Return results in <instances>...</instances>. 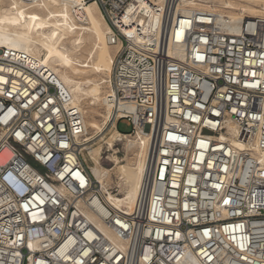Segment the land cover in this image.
Instances as JSON below:
<instances>
[{
    "label": "built area",
    "instance_id": "2783aa9c",
    "mask_svg": "<svg viewBox=\"0 0 264 264\" xmlns=\"http://www.w3.org/2000/svg\"><path fill=\"white\" fill-rule=\"evenodd\" d=\"M90 2L118 48L111 127L144 133L150 166L133 205L112 206L70 94L0 48V264H264V17Z\"/></svg>",
    "mask_w": 264,
    "mask_h": 264
},
{
    "label": "bare ground",
    "instance_id": "6f19581e",
    "mask_svg": "<svg viewBox=\"0 0 264 264\" xmlns=\"http://www.w3.org/2000/svg\"><path fill=\"white\" fill-rule=\"evenodd\" d=\"M85 1L0 0V48L26 52L70 94L74 107L84 119L85 136L77 141L92 175L112 206L131 207L150 166L151 149L142 132L125 137L123 158L114 149L115 142L123 138L111 127L113 106L107 98L112 95L108 77L118 48L107 43L110 29L98 5ZM183 1L187 6L199 7L198 10L217 13L221 9L222 13L217 14L235 22L264 16V0ZM103 84H107L105 91ZM98 104L110 111L101 115V121L96 119ZM107 129L111 130L108 138L105 137ZM98 143L101 145L97 148ZM232 144L239 147L235 141ZM105 152H113L107 158L111 163L109 168L103 166ZM111 185L118 188L119 196L108 191Z\"/></svg>",
    "mask_w": 264,
    "mask_h": 264
},
{
    "label": "rangeland",
    "instance_id": "374dc122",
    "mask_svg": "<svg viewBox=\"0 0 264 264\" xmlns=\"http://www.w3.org/2000/svg\"><path fill=\"white\" fill-rule=\"evenodd\" d=\"M195 8H199V7H195ZM217 13H219V14H221L222 13V10L221 9H218V11H217ZM264 17V16H263ZM111 53H113V51L111 50ZM117 53V52H116ZM116 53H115V55H116ZM115 55H114V57H115ZM85 56V55H84ZM111 72H112V70H111ZM111 73L109 74V77L108 78H111ZM105 77V76H104ZM108 80H110V79H108ZM105 86H107V84H103L102 85V87H103V91H105ZM106 93H107V91H106ZM83 107V110H85L86 111V106L84 107V105L82 106ZM103 107V108H102ZM96 119L97 120H99V121H101L103 118H102V116L101 115H104V114H109L110 113V111L109 110H105V108H104V106L102 105V104H98V106H96ZM117 130L118 131H120V132H122V133H129L130 132V130H131V125L129 124V122H127L126 120H122V121H120V123H119V125H118V127H117ZM110 132H111V130H106V132H105V137L106 138H108L109 137V134H110ZM132 137H134L133 135H132ZM98 139V138H97ZM97 139H95L94 141H96ZM94 141H92V142H94ZM124 142V143H123ZM126 143V141L124 140V139H121V140H117V142H115V148L114 149H117V151H118V157L119 158H123L124 156H125V154H124V152L125 151H123V149H124V144ZM97 145V148L101 145V144H96ZM106 147L104 146V148H103V151H106L107 150V148L105 149ZM113 152H105V154H104V156H103V166L104 167H106V168H109L110 167V162L109 161H107V158H108V156L110 155V154H112ZM114 182V181H113ZM112 182V183H113ZM114 184V183H113Z\"/></svg>",
    "mask_w": 264,
    "mask_h": 264
},
{
    "label": "crops",
    "instance_id": "0c3cea01",
    "mask_svg": "<svg viewBox=\"0 0 264 264\" xmlns=\"http://www.w3.org/2000/svg\"><path fill=\"white\" fill-rule=\"evenodd\" d=\"M119 123H120V121L117 122L116 125H115L116 131H118V130H117V127H118Z\"/></svg>",
    "mask_w": 264,
    "mask_h": 264
},
{
    "label": "trees",
    "instance_id": "16d2710c",
    "mask_svg": "<svg viewBox=\"0 0 264 264\" xmlns=\"http://www.w3.org/2000/svg\"><path fill=\"white\" fill-rule=\"evenodd\" d=\"M120 132V131H119Z\"/></svg>",
    "mask_w": 264,
    "mask_h": 264
}]
</instances>
